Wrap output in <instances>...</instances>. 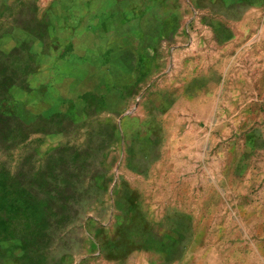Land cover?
Returning <instances> with one entry per match:
<instances>
[{
	"label": "rangeland",
	"instance_id": "1",
	"mask_svg": "<svg viewBox=\"0 0 264 264\" xmlns=\"http://www.w3.org/2000/svg\"><path fill=\"white\" fill-rule=\"evenodd\" d=\"M0 113V264H264V0H0Z\"/></svg>",
	"mask_w": 264,
	"mask_h": 264
},
{
	"label": "trees",
	"instance_id": "2",
	"mask_svg": "<svg viewBox=\"0 0 264 264\" xmlns=\"http://www.w3.org/2000/svg\"><path fill=\"white\" fill-rule=\"evenodd\" d=\"M10 102L11 100L8 101V99H5V97L1 99V103L3 104H6V105L7 103L11 104ZM4 117L5 116L0 113V140L2 142L15 139V134H12V129H10V131L8 132L6 131V129H4L5 125H7V120ZM9 126H11V123ZM0 184H3V183L0 182ZM2 191H3V187H1L0 185V198H1ZM0 209L3 210V212L0 211V230H2L7 225V222H6L7 217L14 218L16 216L14 212L17 213L19 209L15 203H12V204L5 203L1 205Z\"/></svg>",
	"mask_w": 264,
	"mask_h": 264
}]
</instances>
